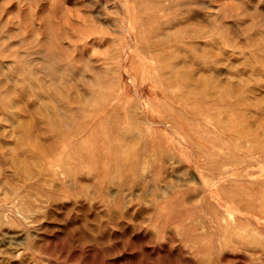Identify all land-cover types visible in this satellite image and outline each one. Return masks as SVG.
Masks as SVG:
<instances>
[{"label":"rangeland","instance_id":"1","mask_svg":"<svg viewBox=\"0 0 264 264\" xmlns=\"http://www.w3.org/2000/svg\"><path fill=\"white\" fill-rule=\"evenodd\" d=\"M0 264H264V0H0Z\"/></svg>","mask_w":264,"mask_h":264},{"label":"bare ground","instance_id":"2","mask_svg":"<svg viewBox=\"0 0 264 264\" xmlns=\"http://www.w3.org/2000/svg\"><path fill=\"white\" fill-rule=\"evenodd\" d=\"M39 103H41V102H39ZM32 110V109H31Z\"/></svg>","mask_w":264,"mask_h":264}]
</instances>
